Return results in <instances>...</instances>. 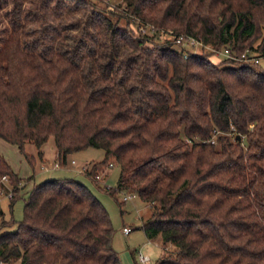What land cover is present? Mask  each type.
I'll use <instances>...</instances> for the list:
<instances>
[{
	"label": "trees",
	"instance_id": "trees-1",
	"mask_svg": "<svg viewBox=\"0 0 264 264\" xmlns=\"http://www.w3.org/2000/svg\"><path fill=\"white\" fill-rule=\"evenodd\" d=\"M122 1L116 15L92 0H0V137L40 158L52 137L59 164L103 149L85 173L94 181L111 162L116 187L104 188L148 204L140 228L164 245L153 264H264V67L185 56L138 29L264 55V0ZM3 175L12 206L22 179L0 154ZM113 232L82 182L45 179L0 232V260L122 264Z\"/></svg>",
	"mask_w": 264,
	"mask_h": 264
},
{
	"label": "rangeland",
	"instance_id": "rangeland-1",
	"mask_svg": "<svg viewBox=\"0 0 264 264\" xmlns=\"http://www.w3.org/2000/svg\"><path fill=\"white\" fill-rule=\"evenodd\" d=\"M104 12L110 11L118 14L125 13V4L122 0H92ZM110 14L112 19H117L116 15ZM119 18V17H118ZM133 20V19H132ZM120 23L124 24V19L119 18ZM136 29L135 24L130 25ZM156 39L162 40L158 36ZM150 44V43H149ZM178 48L177 45L174 46ZM189 51L193 48L187 47ZM216 49V48H215ZM202 48H197L196 52H200ZM211 47H203V53L208 56L210 61L214 63H227V58L222 54L216 53L211 55ZM228 64V63H227ZM46 159L38 155L37 148L32 142H25L23 149L11 142L0 137V154L3 155L12 170L22 179L19 183L20 188L17 197L12 206H10V198L6 194L12 187L8 183V178L4 179L0 176V223L5 220H13V223L0 228V232L14 230L18 221L23 217L24 199L28 195V191L33 185V181L38 183L45 179L72 177L82 182L97 197V199L105 206L110 216L114 232L112 244L117 251L122 264H139L136 259V252L141 250L148 255L153 264L154 261L163 253V245L159 235L153 238H147L140 226L143 220L148 216L149 206L142 201L137 195L122 202V193L117 191L112 196L104 187H116V180L119 174L117 165L107 166L101 173L102 180L95 183L87 174L81 172V166L88 169L92 163L101 160L104 157L103 149L98 147H86L74 151L67 155L64 164H59L54 159V139L52 137L43 145ZM29 156V159L25 155ZM74 160V163L71 161ZM10 223V222H9ZM123 225H131L133 229L125 234L122 232ZM167 250L171 249V245L167 244ZM9 264H19L18 260H13Z\"/></svg>",
	"mask_w": 264,
	"mask_h": 264
},
{
	"label": "built area",
	"instance_id": "built-area-1",
	"mask_svg": "<svg viewBox=\"0 0 264 264\" xmlns=\"http://www.w3.org/2000/svg\"><path fill=\"white\" fill-rule=\"evenodd\" d=\"M138 29L139 31H143V32L148 31L150 33H156V35L159 38H164V37L173 38L175 45L178 46L177 49L183 50L185 56L187 55V52H188L187 47L193 48L194 52H196L197 48L203 49V47L205 48L211 47L210 45L202 43L201 41H199L198 39H196L195 37L191 35H186V34L173 35L171 34L170 30H167V31H165L164 29L156 30L153 25L148 24V23L144 25L140 24ZM211 50H212L211 55H216L215 52H217V53L222 54L227 59H232L234 61L244 62V63L258 64L264 67V55L256 53L255 51H252L248 48L244 49L240 54H235L231 52L228 47H222L219 49H215L211 47ZM230 63L232 64V62H228V64ZM73 162L74 161L72 160V163ZM108 166H113V164L110 162ZM83 171L85 172V169H83ZM101 173H103V171L98 172L94 175L93 179L96 183L97 181H100L103 179V177H101ZM3 178L7 179V176L3 175ZM105 188H108V187L105 186ZM121 193H122L123 201H126L136 195L134 192H128V191H123V190L121 191ZM6 194L10 198L12 196L11 190L7 192ZM121 229L123 233L128 234L133 229V227L131 225H123ZM136 259L139 264H148L150 261L149 256L144 254L141 250H138L136 252ZM0 264H5V262L0 260Z\"/></svg>",
	"mask_w": 264,
	"mask_h": 264
},
{
	"label": "crops",
	"instance_id": "crops-1",
	"mask_svg": "<svg viewBox=\"0 0 264 264\" xmlns=\"http://www.w3.org/2000/svg\"><path fill=\"white\" fill-rule=\"evenodd\" d=\"M42 151H43V159L45 160L46 159V157H45V151H44V147H42ZM2 155V154H1ZM3 156V155H2ZM55 156H56V150L54 151V159H55ZM41 160H42V158H41ZM74 161V160H73ZM75 162V161H74ZM73 162V163H74ZM71 163H72V161H71ZM84 165L85 164H82V166H81V172H83L84 174H86L84 171H83V169H84ZM35 182L33 181V184H34ZM145 234V233H144ZM146 236V235H145ZM160 236V235H159ZM163 245V244H162ZM169 245V244H168ZM166 248H167V245H166ZM163 249H164V245H163ZM163 254V253H162ZM161 254V255H162ZM160 255V256H161Z\"/></svg>",
	"mask_w": 264,
	"mask_h": 264
},
{
	"label": "water",
	"instance_id": "water-1",
	"mask_svg": "<svg viewBox=\"0 0 264 264\" xmlns=\"http://www.w3.org/2000/svg\"><path fill=\"white\" fill-rule=\"evenodd\" d=\"M237 138L240 139L241 138L240 135H237Z\"/></svg>",
	"mask_w": 264,
	"mask_h": 264
}]
</instances>
